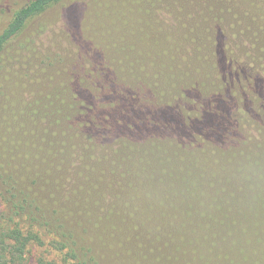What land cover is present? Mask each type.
I'll return each mask as SVG.
<instances>
[{
	"label": "trees",
	"instance_id": "1",
	"mask_svg": "<svg viewBox=\"0 0 264 264\" xmlns=\"http://www.w3.org/2000/svg\"><path fill=\"white\" fill-rule=\"evenodd\" d=\"M60 1L13 7L0 27V55ZM86 1L128 6L101 27H117L111 47L130 79L114 81L83 38L76 8L62 31L73 62L88 69L83 84L73 69L51 99L34 98L17 61L0 67V264H264V0ZM189 48L193 66L185 67ZM134 52L155 79L177 62L157 103L141 99L150 75ZM111 157L133 164L124 174ZM185 157L202 168L223 164L219 173L232 175L214 176L224 189L185 177ZM160 192L176 193L179 208L146 215L140 203Z\"/></svg>",
	"mask_w": 264,
	"mask_h": 264
},
{
	"label": "rangeland",
	"instance_id": "2",
	"mask_svg": "<svg viewBox=\"0 0 264 264\" xmlns=\"http://www.w3.org/2000/svg\"><path fill=\"white\" fill-rule=\"evenodd\" d=\"M26 0H0V27L2 26V23L7 18L8 14L10 13L11 9L13 7H16ZM86 0H61L59 3L51 6L47 10H45L43 13L38 15L37 17L33 18L26 26L25 30L17 37L16 40L11 42L8 47L1 53L0 55V67L5 66L6 62H12L17 61L20 66L19 68H23L24 72L28 76L29 81V88L31 92L34 93V98H36V95L41 97H47L51 99L52 94L58 92L57 90H60L62 85L66 82V77L71 71L74 69L75 72L73 73V77L77 79L81 84L82 78L84 76H88L86 73L88 71L87 68H84V66L81 64L74 63V58L72 59V56L70 55V39L67 36V33L65 31H62L65 27H70L65 21H66V13L68 10L75 11V8L77 9L76 14L79 18V26L82 27V36L83 38L88 41L92 47L99 48L97 52L101 53L103 62L110 66V68L113 70L112 74L114 76V81H116L118 84L125 86L124 84L128 82L127 80L130 79V73L129 71L123 70L125 68L124 65H126V60L124 59L123 53L121 54H114L112 46L113 40H111L112 37H116L117 35L114 34V31L117 30V27H112L114 31L106 33L104 32V28L101 27V23L105 21L107 23L108 27L111 24L112 18H114V14L116 12L126 11V9H129L128 6H125L124 3H119L112 7V8H97L94 9L92 6L94 5L93 2L89 4ZM152 1V4H155V7H161L159 0H148ZM80 3V4H79ZM86 4V7L81 6L82 4ZM116 4V3H115ZM112 10V11H111ZM106 11V14H104ZM115 12V13H114ZM133 12L137 14L139 12V8L133 9ZM76 15H72L73 17ZM83 17V18H82ZM82 18V20H80ZM107 27V28H108ZM100 28L102 33H100ZM139 27H136V30ZM89 30V31H87ZM62 31V32H60ZM134 31V27H132L129 30V38L132 39V42L137 39V34L135 33L132 35ZM90 35H93L95 38L99 39L96 41L92 40V37ZM117 38V37H116ZM128 38V39H129ZM138 42V41H137ZM97 43V45H95ZM125 44V42H123ZM110 46V48L108 47ZM131 55L135 58L134 62L136 66H144L145 70L150 76L143 78L142 81H144L145 85L143 88L144 90H140L142 96L141 99L149 102L157 103L160 101L161 97V88L164 86H167L168 83L172 82V78L174 79V76H170V71L173 67L178 66L177 62L174 61L172 64H168L166 67V71L168 75H165L164 77H158L157 79L151 78V74L153 70L150 68V64L148 61L144 58L139 56L136 52L131 53ZM186 57L184 60H182V65L185 67L187 66H193L190 48L187 49L185 53ZM188 55V56H187ZM75 57V56H74ZM106 57H108V61L105 62ZM151 57V56H150ZM114 59V60H113ZM120 63H119V61ZM76 65V66H75ZM162 66V65H160ZM79 70H82L84 74H79L77 72H80ZM4 70L0 69V74ZM159 71V70H158ZM157 71V72H158ZM193 71V67H192ZM156 72V73H157ZM261 75L264 78V73ZM161 76V74H159ZM172 77V78H171ZM73 78V80H75ZM196 78L200 80L203 79V77L200 75H197ZM207 88H210L209 80H205ZM148 85V86H147ZM142 88V87H141ZM198 88H201V85ZM145 92L143 94L142 92ZM165 92V91H163ZM168 92H166L167 94ZM2 102V99L0 98V103ZM35 104V102H34ZM2 105V103H1ZM37 105V104H35ZM1 108V107H0ZM35 125V124H34ZM37 125V128L41 129ZM42 135H44L42 133ZM47 136V135H44ZM118 144L114 143V148L117 147ZM178 150V149H177ZM184 150V149H182ZM93 151V150H92ZM185 151H178V154H182ZM158 155L162 157L164 155H167L171 157L169 154L165 153L164 151H161L158 149L156 152ZM186 153V152H185ZM174 156V155H173ZM175 160L179 161V158H176L174 156ZM119 159V158H116ZM113 157H111L110 161L113 163L114 161L117 162L120 170L126 174V165L127 164H133V163H127L124 160H116ZM173 159V158H171ZM128 160V159H127ZM184 162V169L185 170V177L188 179L193 176H195L196 182L201 184L202 187V181L204 184H206L210 189L213 191L219 192L223 190L222 184L218 182L215 175H224L230 173H219L218 169L222 165H214L210 169L206 166V168H202L205 166L199 165L195 159L193 161L189 157H185L182 159ZM223 162V161H222ZM108 162L105 164L107 165ZM170 163V162H169ZM171 166L167 167L171 172L175 173H181L178 171V166L175 165L173 162L170 163ZM182 164V162H181ZM117 167V165L115 164ZM223 168V167H222ZM159 171V170H158ZM157 171V172H158ZM260 172V171H259ZM166 173V172H165ZM165 173H161V175H166ZM257 175L254 171L249 173V176ZM164 177V176H163ZM176 177V176H175ZM31 180L29 179V182ZM226 182L224 178V183ZM180 183V181H179ZM182 184L183 181H182ZM27 186L29 185L26 184ZM183 188V187H182ZM185 188V187H184ZM161 196H147V204L140 203V210H143L146 215H153L159 211H170V210H176L179 208V199L177 197L176 193H171L170 195H165L163 192H160ZM261 217H257V220H260ZM235 238H237V234L235 233ZM40 249L36 247L33 249V253L37 254ZM234 251V249H233ZM108 264H124V262L120 259H107ZM125 264H128L125 262Z\"/></svg>",
	"mask_w": 264,
	"mask_h": 264
}]
</instances>
